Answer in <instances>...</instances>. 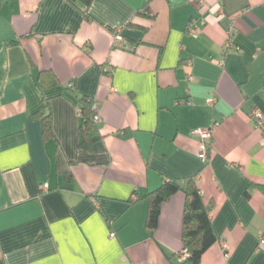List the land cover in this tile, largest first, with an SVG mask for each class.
Masks as SVG:
<instances>
[{
	"label": "crops",
	"instance_id": "crops-1",
	"mask_svg": "<svg viewBox=\"0 0 264 264\" xmlns=\"http://www.w3.org/2000/svg\"><path fill=\"white\" fill-rule=\"evenodd\" d=\"M146 1L92 0L86 19L67 0H0V264H172L185 196L152 237L146 196L190 179L216 236L200 264H264V0H150L153 19ZM210 128L202 161L192 131Z\"/></svg>",
	"mask_w": 264,
	"mask_h": 264
},
{
	"label": "trees",
	"instance_id": "trees-1",
	"mask_svg": "<svg viewBox=\"0 0 264 264\" xmlns=\"http://www.w3.org/2000/svg\"><path fill=\"white\" fill-rule=\"evenodd\" d=\"M68 2L82 7L83 17L89 19V8L92 0H67ZM150 0L146 1L142 8L145 17L153 19L149 9ZM42 84V80L40 81ZM79 127L77 132L78 149L91 152L96 142L102 139V135L96 123L93 121V102L87 98L80 99ZM44 137L52 136L49 115L43 118ZM210 150V149H209ZM209 155V153H208ZM182 192L185 196V203L182 216L181 240L183 251L186 256L180 259V254L172 264H200L203 254L216 243L211 220L206 207L204 206L200 192L195 182L190 179L184 183L177 181H165L162 185L146 198L148 201V212L146 216V229L149 236H153L160 216V208L164 202L173 195ZM172 260L171 256H168Z\"/></svg>",
	"mask_w": 264,
	"mask_h": 264
},
{
	"label": "built area",
	"instance_id": "built-area-1",
	"mask_svg": "<svg viewBox=\"0 0 264 264\" xmlns=\"http://www.w3.org/2000/svg\"><path fill=\"white\" fill-rule=\"evenodd\" d=\"M195 29L196 28H195V26L193 24H190L188 26V32L190 34L194 33ZM232 32L233 31H230L228 33V36H229L230 39L228 38V42L226 43V46L228 48H234V50L236 52H238L239 48L234 47V45L232 43V40H231ZM114 46L122 48V49H128L129 48L125 44V42H124L122 36L120 35L119 31L114 32ZM67 87L69 89H72L73 88V83H71V82L68 83ZM93 111H94L93 121L95 123H99L100 122V118H99V115H98V108H97V106L95 104H93ZM250 116L252 118H255L258 121V123L262 124L263 116L257 110H252L250 112ZM192 135L194 137L198 138V140H199V158H200V160H202V161L208 160L210 142H211V139H212V129L210 128V129L195 130V131H192ZM185 256H186L185 252L180 253V259H183Z\"/></svg>",
	"mask_w": 264,
	"mask_h": 264
}]
</instances>
